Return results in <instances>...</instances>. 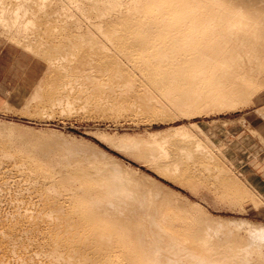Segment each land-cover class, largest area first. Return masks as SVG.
<instances>
[{"label":"rangeland","instance_id":"rangeland-1","mask_svg":"<svg viewBox=\"0 0 264 264\" xmlns=\"http://www.w3.org/2000/svg\"><path fill=\"white\" fill-rule=\"evenodd\" d=\"M107 1H112L110 3L114 5L105 8L101 5L97 6ZM126 1L129 0H0V45L5 43L3 51L0 46V56L12 58L15 67H21L23 70L21 75L16 74L15 70L14 79L6 81V84L12 87H8L9 94L5 103L0 104V133L15 137L24 135L29 140L47 144L48 148L54 150L64 147V151H69L72 153L71 156L79 158L86 169L100 168V175L103 173L104 176L113 175L115 178L124 179L122 175L124 174L127 179L131 177L137 180L135 183H139L140 186L148 183L151 187L158 188L160 192L166 194L174 192L170 195L179 199L186 208L191 209L192 215L202 211L208 218L207 223L213 226L215 231L223 233L225 228L242 230L264 228V86L263 90L260 89V92L255 93L246 103L237 102L216 108L204 106L198 108L195 105L185 107L182 102L186 97L182 92L172 91L168 84L157 85L155 82L154 84L149 75H145L133 66L128 59L122 60L123 66H121L129 74L123 76L119 74V76L116 73L112 75L105 72V69L99 67L90 55L92 51L89 50V44L86 45L85 42L81 46L74 33L80 24L81 31L76 33L92 30L98 37V31L92 29L93 24L100 22V19L106 15L109 18L125 10ZM252 1L258 2L259 8L264 7V0ZM71 20H74V25ZM59 24L62 28L61 33ZM98 40L105 45V39L101 35ZM106 44L108 45L107 41ZM83 47H86L83 51L85 53L81 52ZM110 50L109 52H112ZM70 52H73V55ZM83 54L85 55L80 57ZM78 61L81 63L78 64ZM34 76H38L39 79H28ZM65 80L67 81L64 82ZM68 82L70 83L66 85ZM3 135H0V141ZM144 146L148 149L142 151ZM158 146L163 147L170 156L164 154L163 149L161 153L174 161L168 160V163L174 164L177 160L185 162L184 164L195 173L194 183L197 184L181 186L161 176L157 168H161L162 164L161 169L166 170L165 165L168 163L164 162L167 160L164 159L166 156L163 154L161 156L164 161L159 156ZM16 150L0 143V160L2 159L0 161V227L2 226L0 236L10 228L9 226L22 225V220L25 223L21 227H25L22 229L16 225V228H10L12 234L15 232L14 235L17 236L11 234V237L7 238L9 241V245L6 244L7 252H4L5 248L2 250L0 246V258L4 253L7 254L1 258L2 261L0 259V262L31 264L32 261L26 259L22 252L24 254L30 252L39 240L42 241L47 237L51 239L52 233L49 234L51 232L49 230L57 220L50 214L47 215L46 209H43L45 205L43 196L46 192L44 188L48 183L42 179L41 183L37 177L35 180L39 181H34L35 174L32 176L34 172L27 165L28 163L21 165V162L26 160L25 155ZM145 150L153 157L151 158L152 155L149 159L145 157L149 155V153L142 154L147 152ZM155 158H161L160 161L163 162H158L159 160L156 162ZM28 168L30 171L27 170ZM65 169H71V166H65ZM169 170L168 168L167 171ZM225 176L231 185L241 189L243 195L245 194L244 197L234 200V187L221 184ZM39 183L44 187L43 191H41L42 187L39 188L41 186ZM39 193L43 198L38 195ZM63 198L60 200H64ZM18 213L26 216H22L20 220L21 216ZM26 217H29V220ZM25 220H28L29 226L26 225ZM49 221L55 222L49 225L51 224ZM32 227L33 230L30 229ZM20 232L24 235L21 233L19 236ZM28 237L31 239H25ZM49 239H45L43 244L49 242ZM14 241H18V244ZM11 242L14 246L19 245L20 242V245L23 246L24 243L26 246L23 248L19 245L21 249L19 247L14 249L18 248L20 252L16 249L13 251ZM27 244L31 245L30 248ZM10 248L12 249L9 250ZM41 250L47 251L45 246H42ZM17 251L15 256L13 253ZM34 262L49 263L45 260H41V263L40 260L33 261V264Z\"/></svg>","mask_w":264,"mask_h":264},{"label":"bare ground","instance_id":"bare-ground-1","mask_svg":"<svg viewBox=\"0 0 264 264\" xmlns=\"http://www.w3.org/2000/svg\"><path fill=\"white\" fill-rule=\"evenodd\" d=\"M107 2L103 5L102 2L97 6L101 5L105 8L114 5L110 3L112 1ZM257 6H259L258 2L255 3L252 0H129L125 10L109 15V18L106 15L107 18L103 17L100 22L93 24L92 29L95 28L105 39V45L99 42V35L96 37L95 31L94 33L92 30V32L76 33L81 31L80 24L78 28L75 27L77 30L74 34L81 46L85 42H87L86 45L89 44V50L92 51L90 55L99 67L105 69V72L123 76L128 71L125 72L126 70L122 67V60L128 59L133 66L145 75H149L153 83L168 84L172 91L182 92L186 97L182 102L185 107L195 105L198 108L203 106L216 108L225 104L246 103L264 86V7ZM102 14L105 16L104 13ZM76 15L78 17V13ZM85 48L83 47L81 52ZM80 63L78 61V64ZM119 80H121L120 77ZM63 86L61 87L64 88ZM0 135L3 134L0 133ZM1 137L0 143L13 147L25 155L26 160L23 162L21 159V165L28 163L27 165L34 173H26H33L32 176L35 174L34 181H39L35 180L37 177L48 183L45 188L39 183L41 185L39 188L42 187L41 191L46 189L43 196L45 205L42 206L46 212L43 211V213L50 214L57 220L52 222H55L53 225L50 221L51 224L47 222L53 226L50 227L51 230L48 229L50 233L46 232L52 233L51 239L50 237L45 238L49 239V242L46 240L47 243L43 244L45 239L40 241V238L36 237L39 241L37 240L38 242L34 244L33 250L29 249L30 252L26 254L22 252L26 259L32 261L31 264L39 260L40 263L41 260H45L50 264H264V228L243 230L225 228L223 233L215 231L214 227L207 223L208 218L202 211H199L197 215V212L192 215L191 209L186 208L180 203L181 201L179 202V199L170 195L174 192L170 194L160 192L158 188L151 187L148 183L140 186L139 183H135L137 180L131 177L127 179L124 174L122 175L126 179L115 178L113 175L112 177L104 176L103 173L100 175V168L86 169L80 159L75 158L74 155V157L71 156V152L64 151V147L54 150L48 148L47 144L29 140L24 135L22 137L12 135ZM158 147L161 148V146ZM118 148H120L119 145ZM160 148H158L160 155H156L161 157L162 149H165ZM142 149L144 151L148 148L144 146ZM165 151H163L164 154L169 155ZM144 153L145 155L149 153L145 156L148 159L152 155L149 151L142 154ZM169 156L164 158L167 159L166 161L161 157L165 164L168 160H172L168 159ZM161 158H155V161L163 162L160 161ZM142 159L144 161V158ZM179 161L177 160L178 164L176 161V164L171 161L172 164H163L171 170V172L169 170L170 173L167 169H161L162 164L157 170L161 176L181 186L197 184L194 183L195 173L187 164H184L185 162ZM65 166H71V169H65ZM29 168L27 170L30 171ZM221 184L227 187L233 186L226 176L224 180H221ZM233 187L234 200L245 196L239 187ZM60 197H64V200H60ZM29 217L26 218L29 220ZM28 220L25 221L29 226ZM22 222L25 223L23 220ZM13 225L9 227L16 228L19 224ZM38 226L35 228L37 229ZM10 228L0 236L1 249L6 250V244L9 245L7 238L12 234ZM30 229L33 230V227ZM16 230L19 232L18 228ZM21 233L18 235L21 236ZM25 239L28 240L31 237ZM18 241L14 242L18 244ZM19 245L14 246L13 244V249L9 250L14 251L16 249L14 247L21 249L22 245ZM24 246L26 245L23 243L22 247ZM42 246H45L47 251H42ZM9 252L11 254V251ZM2 253L3 251L1 255ZM5 255L7 254L4 253L1 258ZM5 258L8 261L7 256Z\"/></svg>","mask_w":264,"mask_h":264},{"label":"crops","instance_id":"crops-1","mask_svg":"<svg viewBox=\"0 0 264 264\" xmlns=\"http://www.w3.org/2000/svg\"><path fill=\"white\" fill-rule=\"evenodd\" d=\"M0 46H2L1 51H3L5 49V43H1ZM14 67L15 65L12 58H5L3 55L0 56V104L5 103L7 95L9 94L8 87H12V85L8 86L6 81L14 79L15 70L16 74L21 75L23 72L21 67H15L16 69ZM28 79L36 80L39 79V77H28Z\"/></svg>","mask_w":264,"mask_h":264}]
</instances>
